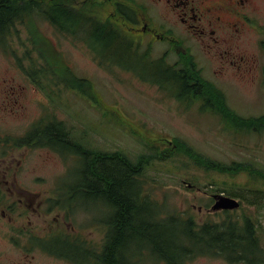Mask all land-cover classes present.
Here are the masks:
<instances>
[{
	"label": "rangeland",
	"instance_id": "374dc122",
	"mask_svg": "<svg viewBox=\"0 0 264 264\" xmlns=\"http://www.w3.org/2000/svg\"><path fill=\"white\" fill-rule=\"evenodd\" d=\"M116 1L134 10L138 8L135 2L139 3V7L145 5L144 0H108L106 12L113 11V2ZM100 15L103 21L106 17ZM261 19L264 22V16ZM31 28L38 29L41 34L33 36L34 42L27 40L29 33L26 26L18 25L15 29L20 31V38L9 36L5 42L8 50L0 46V162H3L2 158L6 163L11 162V174L16 172L17 182L30 191L39 192L36 203L41 200L43 212L48 211L50 200L51 203L58 202L54 204L52 213L45 216L49 220L57 217L59 227L55 226L54 234H70L73 236L70 238L73 246L75 243L82 244L86 253H91L104 246L107 227L93 220L91 213L85 219L79 206L71 210L68 220L64 219L66 207L63 204L64 200L69 199L64 189L70 185L62 189L58 185L62 180L70 183L76 181V184L81 180V171L77 170L84 166L83 161L80 162L81 153L62 156L45 144L20 147L15 139H22V134L30 126L39 127L38 121L45 118L57 119L56 122L65 125L69 131L65 138L68 142L70 134L72 138L81 139L79 144L86 149L120 152L133 162L141 160L143 163L138 174L131 177L136 185V204L148 208L149 201L159 206L162 210L157 217L164 215L163 224L179 226L180 234L186 231L195 235V239L211 245L214 233L224 237L229 227L241 229L245 223L252 224L253 240L256 242L253 251L246 249V254L241 256L230 251L229 256L232 254L237 264L242 257L251 264H264V204L229 209L225 217L224 211H199L200 205L211 207L213 201L207 194L228 196L237 192L233 190V184L245 182L247 188L264 189V185H260L264 182L261 179H264L258 174L264 170V79L258 69L262 58H258V63L254 64L258 66L254 69L257 74L236 78L231 66L223 75L216 77L233 113L256 118L249 120L246 127L230 126L220 116L213 114L211 109L200 111L196 103H182L183 106L130 70L98 62L83 42L65 36L45 20L37 19ZM125 30L138 39L130 31L128 21ZM141 38L146 40L144 36ZM143 43L141 49L145 48ZM48 45L60 52L56 58L64 66L58 68L55 65L57 70L52 73L56 80L63 81L52 87L54 100L36 88L23 71L33 64L40 66L43 62L39 57L40 49ZM72 70L75 75L91 81L98 93L95 101L67 87L66 73ZM204 73L210 75L209 69ZM148 132L162 135V142L152 139ZM165 139L181 140L206 159L250 165L254 174L243 170L234 174L213 173L182 149H177L168 157L159 154L141 158L157 150L151 142L157 143L160 149L166 147ZM5 140L10 143L4 144ZM119 160H122L121 156ZM190 184L195 187H189ZM78 188L75 186V189ZM254 194L261 196L264 192L254 191ZM84 197L80 192L74 203L82 204ZM12 198L13 195L9 200ZM103 204L105 206V202ZM85 205L93 214L107 211V220L113 211L111 206L104 209L101 202ZM105 216L104 212L102 219ZM208 223L217 225V228L203 230L202 226ZM79 233L83 236L76 240L74 235ZM14 234L15 230L9 232L5 220L0 219V264H72L65 258L47 253L42 242L40 251L25 255L14 247ZM17 235L22 240V234ZM143 243L147 246L143 264H229L224 256L198 254L203 244L195 245L192 236L188 241H182V245L179 244L180 251H183L179 255L169 256L154 248L152 243Z\"/></svg>",
	"mask_w": 264,
	"mask_h": 264
},
{
	"label": "trees",
	"instance_id": "16d2710c",
	"mask_svg": "<svg viewBox=\"0 0 264 264\" xmlns=\"http://www.w3.org/2000/svg\"><path fill=\"white\" fill-rule=\"evenodd\" d=\"M60 1L56 5L53 1L45 0H0V46H5V49L8 50L5 44L8 37L17 36L20 38V31L15 29L18 25L26 26L29 33L27 40L34 42L33 36L41 34L38 29H32L31 25L37 19H42L59 32L83 40L99 62H106V65H118L134 72L140 79L160 84L162 76L169 69L161 60L150 57L148 51H140L135 48L132 38L123 29L121 31L112 27L107 19L102 21L100 14L92 10L97 7L94 0H88L76 8H71L68 0ZM13 51L15 52V50ZM59 55L60 52L54 46L48 45L44 49H40L39 57L43 61L39 64L40 66L33 64L23 70L30 77L34 86L43 91L50 100H54L52 96H55L52 94V87L63 82L56 80L52 75L57 70L55 65L58 68L64 67L63 62L56 58ZM66 74L68 76V84L65 83L67 87L80 92L93 101L96 100L98 93L88 78L75 75L73 70ZM178 84L180 88L187 87L184 77L179 79ZM160 87L162 86L160 85ZM191 89L197 90V84H194ZM210 99L216 105L208 102L206 110L211 109L212 112L221 114L225 109L221 92L213 89ZM45 119L38 121L37 124L40 126L34 127L28 133L27 138L33 137L32 140H39L41 145L50 146L62 156L81 153L80 162L84 163L82 168H77L82 174L81 180L75 185L79 188L75 189V186H70L64 189L68 193L69 199L64 200L63 206H68L72 195L82 192L84 195H102V198L108 200L113 208L107 222L109 226L105 246L96 252L86 253L82 246H73L67 237L60 233L58 250L54 253L55 255L69 260L72 264H134L135 258H131L128 252L136 246H143V242L152 243L154 248L162 250L169 256L181 254L183 251H180L179 244L182 245L184 240L188 241L190 236H192V242L195 245L200 242L204 245V242L193 237L195 235L186 231L180 234L179 226L163 224L162 220L157 217L158 207L156 204H151L148 201V208L145 205L136 204V185L131 177H136L138 174L143 163L141 160L133 162L120 152L109 153L86 149L70 134V142H68L65 138L69 131L65 125L56 122L57 119ZM248 121L246 120L244 123ZM180 147L211 172L234 174L243 170L251 175L254 174L250 166L240 162L213 161L204 158L187 145L183 144ZM152 152L157 153L155 150ZM170 155L171 152L168 155L161 154L163 157ZM120 156L122 160H119ZM145 157H152V155L144 154L141 158ZM258 174L264 179V170L259 171ZM261 181L264 180L261 179ZM186 228L188 229V227ZM215 228L217 225H214L213 228L207 227L205 230ZM227 231L228 233L226 232L227 235L224 237L214 233L211 245L209 244L210 248L218 247V254L224 253L219 256L230 259L235 258L232 254L229 256L230 251L240 256L246 254V249L249 252L253 251L252 248L254 245L256 246V242L253 240L254 227L252 224L245 223L241 229L232 226ZM198 254L215 255L204 246L198 251ZM245 260L242 257V261Z\"/></svg>",
	"mask_w": 264,
	"mask_h": 264
},
{
	"label": "flooded vegetation",
	"instance_id": "af4514ba",
	"mask_svg": "<svg viewBox=\"0 0 264 264\" xmlns=\"http://www.w3.org/2000/svg\"><path fill=\"white\" fill-rule=\"evenodd\" d=\"M45 1H53L56 5L61 2ZM86 1L88 0H73L69 3L71 8H76ZM94 1L97 7H94L93 11L104 14L112 27L121 31L123 29L132 38L135 48L148 51L150 57L161 60L169 69L162 76L160 84L147 82L166 89L178 103H196L199 107H206L208 102L215 104L210 99V94L216 89L222 94L226 110L229 106L227 98L216 77L223 75L231 66L234 68L236 78L257 74L254 69L258 66L254 64L258 63L257 59L260 57L262 62L258 69L261 78L264 79V22L261 19L264 16V0H144L145 5L141 4L140 7L139 3L135 2L138 8L133 13L123 12L124 8H119L122 6L119 1L113 2L114 9L111 13L106 12L108 0ZM125 19L130 25V31L135 33L138 39L133 38L132 34L125 30ZM65 36L85 44L83 40L73 35ZM142 36L146 38L145 41L142 40ZM142 43L145 45L144 49L140 48ZM206 69H209L210 75L204 73ZM182 77L185 78L187 87L180 88L178 81ZM194 84H197V90L191 89ZM32 138L26 142L15 137L20 147L41 145L39 140ZM3 143L7 145L10 141L5 140ZM1 160L3 162H0V219L5 220L9 232L15 230L16 234L12 236L15 240L14 247L25 255L33 254L41 250V240L51 238L55 226L59 227L56 216L50 220L45 217L54 210V201L51 203L50 200L48 211L43 212L41 200L36 203L39 192L30 191L19 184L16 172L11 174V162L6 163L4 158ZM246 186L245 182L233 184V190L237 192L228 195L237 199L240 206L249 205V199L253 201L247 197L250 194L247 193ZM11 195L13 198L9 200ZM213 195L207 194L213 201L211 207L200 205L199 211L204 210L207 213L224 211L225 217L230 212L229 209H214L217 200ZM84 196L82 204L85 207L88 203L103 204V201H108L103 199L102 195ZM87 215H90L89 212ZM214 225L208 223L203 225L202 229L213 228ZM17 234H22V240ZM203 246L217 256L224 254H218V247L210 248L208 243H204ZM142 260L144 257L139 258L137 264H142ZM225 261L237 264L235 258ZM242 263L251 264L240 259L239 264Z\"/></svg>",
	"mask_w": 264,
	"mask_h": 264
},
{
	"label": "water",
	"instance_id": "95a60500",
	"mask_svg": "<svg viewBox=\"0 0 264 264\" xmlns=\"http://www.w3.org/2000/svg\"><path fill=\"white\" fill-rule=\"evenodd\" d=\"M215 198L217 199V203L214 205V209L217 208H233L237 207L238 203L229 197L222 196V195H215Z\"/></svg>",
	"mask_w": 264,
	"mask_h": 264
}]
</instances>
